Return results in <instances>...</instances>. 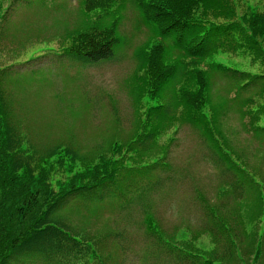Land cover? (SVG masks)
<instances>
[{
    "label": "rangeland",
    "instance_id": "obj_1",
    "mask_svg": "<svg viewBox=\"0 0 264 264\" xmlns=\"http://www.w3.org/2000/svg\"><path fill=\"white\" fill-rule=\"evenodd\" d=\"M62 1L60 10L18 1L0 21V63L8 65L1 83L19 131L40 154L64 143L95 160L140 130L148 103L145 96L140 104L134 100L136 77L145 75L135 51L154 40L125 0L113 14L121 41L112 58L82 64L59 43L60 33L82 19L78 0ZM234 1L239 13L245 3L264 11V0ZM217 59L252 73L263 70L248 55ZM216 79L214 91L232 95L226 80ZM246 120L236 109L223 118L237 155L231 160L218 161L219 152L191 125H173L142 160L156 161L154 168L121 175L103 191L68 200L58 213L76 234L97 240L102 264H255L258 243L257 264H264V137L244 126Z\"/></svg>",
    "mask_w": 264,
    "mask_h": 264
},
{
    "label": "trees",
    "instance_id": "obj_2",
    "mask_svg": "<svg viewBox=\"0 0 264 264\" xmlns=\"http://www.w3.org/2000/svg\"><path fill=\"white\" fill-rule=\"evenodd\" d=\"M18 1H36L50 10L63 8L62 0L5 4L0 0V21ZM124 1L78 0L80 24L60 33L65 54L82 64L112 58L121 41L118 16L113 14ZM131 2L154 40L135 51L145 75L136 77L134 100L140 104L145 96L148 106L138 121L140 130L137 126L127 142L114 143L108 156L99 153L95 160L89 159L64 143L48 146L40 154L12 118L1 83L8 65L0 63V264H102L97 240L76 234L58 212L68 200L97 188L103 191L121 175L136 176L144 168H154L156 161L143 165L142 160L157 145L158 135L173 125L195 128L212 152H219L218 161L237 156L224 134L223 118L229 110L247 117L243 125L264 137V11L245 3L239 13L234 0ZM221 54L248 55L263 70L240 69L218 60ZM217 76L226 80V91L232 95L214 91ZM141 107L135 109L137 114ZM260 253L258 243L255 264Z\"/></svg>",
    "mask_w": 264,
    "mask_h": 264
}]
</instances>
